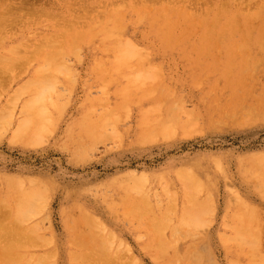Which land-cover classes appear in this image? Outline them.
<instances>
[{
	"label": "bare ground",
	"instance_id": "1",
	"mask_svg": "<svg viewBox=\"0 0 264 264\" xmlns=\"http://www.w3.org/2000/svg\"><path fill=\"white\" fill-rule=\"evenodd\" d=\"M194 1L190 2L194 4ZM207 2L209 4L205 5L203 10L190 12L186 8L185 0H55V5L52 3V6H45L42 1L37 0H0L1 73L4 74V71L9 73L10 70L12 73L15 64L22 61L20 57L24 56L23 54L28 55V59L32 56L37 57L33 59L34 64L27 66L28 76L21 78L19 83L17 82L18 86L13 89L14 98L12 93L10 94L13 98L12 103L15 100L18 102L20 107L18 112L8 115L6 113L5 116L0 109V128L4 130L13 122L9 141L14 144L23 143L26 146L37 145L46 134L51 133L60 119L62 108L55 84L66 81L68 85L71 84L73 79L66 74L71 68H75L68 62L69 58H74L84 65L87 71L98 76L95 82L102 89V96L85 102L99 104L103 110L95 117H89L91 109L80 108L79 115L68 126L61 140L68 142L73 151H78L80 155L84 154L85 152L77 149L83 147L89 149L93 146V138L97 141L112 136V139H119L117 142L122 143V135L129 132L128 129L119 130L118 121L131 107L135 108L138 115L137 126L132 129L135 143L148 144L167 140L188 128L190 130L191 119L181 120L182 114L179 112L183 110L182 108L179 111L177 108L179 115L173 110L176 109L175 105L170 108L165 106L164 97L168 96L170 89L166 92L160 91L168 87L161 83L164 77L161 75L163 61L159 55L172 51L171 48L176 51L178 46L170 45L171 40H177L178 37L188 39L196 30L210 33V37L213 36L214 40L219 41L221 44L219 47H223L224 51L229 50L237 38L245 41L253 38L250 34L249 36L239 34L238 30H232L233 26H230L234 21L238 22L235 20L236 15L240 13L237 0ZM261 2L262 5L252 11V14L246 12L245 16L248 19L258 14L254 12L264 9V0ZM258 4L260 3L256 5ZM258 28L256 33L259 32ZM198 36L193 47L201 48L203 45L206 47L208 40L202 45L199 42L202 38ZM157 46L162 49L155 53L154 57L152 51ZM84 52L91 56L86 63L81 58ZM22 62L19 64L25 66L26 60L25 64ZM19 64L16 65L17 68ZM60 73H63V77H60ZM6 78L11 80L10 77ZM42 80L49 82L48 88L41 89L42 85L38 83H43ZM1 82L0 85L4 84ZM103 91L107 93L103 95ZM61 94L63 95L62 92ZM6 105L8 104L2 107ZM8 106L9 109L12 107ZM247 109L249 110L248 107ZM253 111L257 110L253 108ZM223 112L226 113L224 110ZM243 120L241 119V122ZM88 124L96 131L94 132ZM108 125L112 127L111 134L108 133L110 135L105 132ZM1 136L0 132V138ZM240 169L262 202L255 203L248 193L237 191L230 183L231 180H226L224 216L214 232V238L223 250L228 264H264V159L257 157L254 162L241 165ZM177 173V177H180L187 187L182 186L186 188L184 190L186 202L176 209V213L179 214L181 221L195 229H166L169 220L171 221L168 212L174 210L175 191L172 203L169 201V205L156 204V201L154 203L150 200L148 181L142 175L138 178L127 174L126 177L119 176L114 183L110 181L111 189L108 187L110 190L101 192L100 196L90 197L91 195L86 192L70 194L79 197L69 200L64 212L76 211L77 214L73 216L76 224L75 229H65L61 243H55L53 237H45L41 231L39 214L40 209L44 207H41V204L45 203L43 200L50 194L48 186L44 185L45 181L41 184L33 181L34 177H29L30 181H24L26 179L22 180L18 176L3 178L0 180V207L7 206L9 209L6 207L8 212L0 219V264H56L58 260L61 264H123L118 255V250L122 246L119 230L111 229L110 225L104 222L103 216L110 213L118 217L125 213L140 217L142 215L140 212L143 215L145 213L155 215L154 213L160 212L155 215L156 217L153 216L160 221L154 220L156 226L154 222L152 223L151 226L155 229H143L144 234L148 236L144 248L156 264H177L181 258L184 264H217L210 256L211 244L207 238L209 229H206L205 224L209 221L206 214L210 210L213 184L216 176H222L221 167L217 164L209 167L201 165L194 170L186 167ZM164 190L168 191L165 187ZM91 199L98 203L95 211L89 206L88 201ZM136 215L134 217L138 218ZM157 223H160L159 228ZM182 234L185 236V243L182 255H179L177 243ZM58 250L62 254L61 257L58 256ZM135 262L133 261L134 264Z\"/></svg>",
	"mask_w": 264,
	"mask_h": 264
},
{
	"label": "rangeland",
	"instance_id": "2",
	"mask_svg": "<svg viewBox=\"0 0 264 264\" xmlns=\"http://www.w3.org/2000/svg\"><path fill=\"white\" fill-rule=\"evenodd\" d=\"M37 1H42L45 6H52V3L55 2V0ZM190 1L193 2V0ZM190 1L185 0L186 8L190 12H199L204 9L205 5L207 6L209 4L207 0H195L194 4ZM261 1L263 0H237L236 4L239 8L240 15H236L235 20H238V22L234 21L232 25H230L233 26L232 30H238L237 32L239 34L243 33L242 35L244 36H249L250 34L254 39L251 38V40L245 41L244 39L237 38L233 41V45L229 47V50L224 51L223 47H219V45H221L220 42L216 41V39L214 40L213 36V39L210 37V33L207 32L208 35L204 32L202 33L200 30L194 29L196 30V34L194 32L189 36L191 41H189V38L183 40L181 37H178L179 39L177 38V40L172 39L170 45H177L176 51H173V48H171L172 51L164 55H159L162 56L161 60L163 61L161 65V75L164 77L163 80L161 79V83L168 87V89L165 88L160 91L166 92L170 89L167 94L168 96L166 95L167 97H164L166 98L165 106L170 108L175 105L176 107H174L176 109L173 108V110H175L177 114H182L181 120L187 121L191 119V123L189 124L190 130L188 128L167 140L148 144L135 143L132 129H135L136 127L134 126H137L138 115L135 108L131 107L128 109L129 111L127 110L128 113L125 112L121 120L118 121L117 128L120 124L119 130L122 129L121 131H123L128 129L127 131L129 132V134L122 135V143L117 142L119 139H112V136L97 141L93 138V146L89 149L86 147L77 149L85 152L84 154L81 153L80 155L77 153L78 151H73L68 142H62L61 140L68 126L71 125L73 120L75 121L79 115L80 108H90L91 113L89 117H95V115L101 113L103 110V107L99 104L86 103L88 99H96L100 95L102 96V89H100L95 82V78L98 76L87 71L84 65H81L80 62H77L74 58H69L68 62L73 64L75 68H71L69 73L66 74L70 75L71 79H73L71 82L72 85H68L67 81L55 84L56 93L60 96H58V99H60L59 103H61L62 106L60 111L61 115L51 133H48V135L46 134L44 137L46 140L43 138L41 142H38L37 145L34 146H26L23 143L14 144L9 141L13 122L10 123L8 128H4V130L0 128V132L2 133L0 138V180L7 177L18 176L22 180L26 179L24 181H30L31 179L29 177H34V180L32 179L33 181H37L41 184L45 181L44 185H47L49 188L50 194L46 200H43L45 203L43 202L44 204H41V207H44L41 208L42 210L40 209L41 213L39 214L41 215V231L45 237H53L55 243H61L64 239L65 229H75L76 220L73 219V216L77 214L76 211L64 212V207H66L67 202L79 197L70 195L71 193L86 192L89 196L91 195L90 197L100 196L101 192L103 193L111 189L110 181L114 183L120 177H126L127 174L138 178L142 175V177L148 181L150 200L154 203L156 201V204H168L169 201L172 203V195L175 191V196H173L174 210L172 211L173 213L171 211L168 212V218L171 219V221L169 220L166 229H195L181 221L179 214L176 213V209H179V207L186 202L184 190L186 189L185 187H187L183 180L177 177V172L184 168L186 169V167H190L194 170V168L201 165L209 167L213 164H217L221 167L222 176H216L217 178L213 184L211 201L209 202L210 210L206 214L209 221L205 225H207L206 229H209L207 238L211 244L209 246L210 256L217 264H228L223 250L217 245L214 238V232L219 227L225 211L224 199L226 197V188L224 182L226 180H231L230 183L234 189H237V191L241 193H248V196L255 203L262 202L260 196L254 193L255 190L251 182L248 181L247 177L240 169L241 165L254 162L257 157H262V159H264V9L254 12L258 14L249 17V19L245 16L246 12L252 14V11H255L257 7L262 5ZM257 3L260 4L256 5ZM248 8H250V10ZM240 23L242 24L239 25ZM257 28L259 32L256 33ZM197 36L202 38L201 41H199L202 45L204 43L206 44L208 40V45L206 44V47L205 45L201 47L203 50L200 47H193L195 45L193 43H195V38ZM236 36L238 35L236 34ZM191 43L192 45L190 46ZM161 49L162 48L159 49L157 46L156 49L152 51V55L156 57L155 53ZM23 55L24 56L20 57V60L24 61V63L21 61L22 64H25L26 60L25 66H21V64H19L21 62L18 61L19 63L15 64L12 73L11 70L9 73L3 70L4 75L3 72L1 73L2 70H0V74H3L0 75L1 79L3 78L2 80L0 79V82L2 81L1 83H4L1 84L3 85L2 87L0 85V109L5 116L6 113L8 115L18 112L20 108L18 102L15 100V102H13L15 104L13 105L12 103L14 98L13 89L18 86L17 82L19 83L21 78H26L28 76L27 66L34 64V60L37 58L36 56H29L32 58H29L31 59L30 61L27 58L28 55ZM90 57L91 56L87 52H84V55L81 56L84 63H86L85 61H88ZM17 64H19L18 68L16 66ZM48 74L49 73H47V75ZM6 76L10 77L11 80H8ZM60 77H63V73H60ZM164 82L166 84H164ZM229 82L231 83L230 85ZM38 84L42 85L41 89H46L48 88L49 82ZM234 84L236 85L234 86ZM105 90H107V88L104 89V91ZM104 91L103 95L107 93ZM10 94L13 95V98ZM153 96L154 95H152V97ZM252 97L253 99H251ZM231 101L235 102L232 103ZM5 104L12 105V107L10 109L8 105H6L8 108H5L6 106L2 107V105ZM241 106L242 108H240ZM12 108L14 110H12ZM177 108L178 111L182 108L184 112L181 109L182 111L178 113ZM253 108L257 111H253ZM5 109H8V111L6 112ZM246 109L247 113H245ZM223 110L228 116H226L227 114L224 113ZM248 112L250 114H248ZM87 119L88 117L84 120L86 121ZM241 119H244L243 122H241ZM88 126L93 129L94 132L96 131L92 125L88 124ZM111 128L112 127L108 125L105 132H107V134L110 133L112 131ZM187 131H189L188 134ZM181 182L183 183L181 184ZM182 186L185 187L182 188ZM108 187H110V189ZM164 187L168 191H165ZM163 192L165 194L167 192L166 196ZM159 193L162 194L160 195ZM155 196L157 199H155ZM168 197H170V199H168ZM88 203L92 211H95V207L98 206V203L94 202L92 199L88 201ZM175 205H177V208H175ZM6 207H0V216L2 215L0 219L4 218L5 214L8 212ZM159 213L160 212H156L154 214L156 215ZM109 214L110 213H107L106 216H103V220L106 224L110 225L111 229L119 230L122 246L118 250V255L122 260H120L121 263L125 264L126 262V264H129L130 260V264H134V259H137L135 264H156L144 248V243L148 240V236L144 234L143 230L155 229L152 227V223L154 222L153 224L156 226L155 221L158 220L153 217L155 215L147 213L143 215V213L140 212V214H142L140 217L136 214L128 215L125 213L115 217ZM134 215L138 216V218L134 217ZM178 220L181 223L178 222ZM159 224L158 228L160 226ZM162 228L160 227V229ZM184 243L185 236L182 234L181 239L177 243L179 246V255H182ZM122 249H124V251H122ZM57 252L59 254L58 256L61 257L62 254L60 250ZM120 256H122L123 259ZM56 264H61L60 260L56 261ZM177 264H184L183 258H181V261H178Z\"/></svg>",
	"mask_w": 264,
	"mask_h": 264
}]
</instances>
